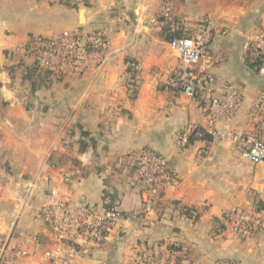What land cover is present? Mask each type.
<instances>
[{
  "label": "crops",
  "instance_id": "crops-1",
  "mask_svg": "<svg viewBox=\"0 0 264 264\" xmlns=\"http://www.w3.org/2000/svg\"><path fill=\"white\" fill-rule=\"evenodd\" d=\"M164 2L0 0L1 248L45 240L39 214L62 199L121 212L106 240L75 264H139L160 243L179 246L182 264H264V229L237 233L227 219L231 210L264 204V162L222 137L255 126L264 0H175L177 26L214 23L208 71L220 88L235 85L244 96L235 117L214 124L216 136L205 101L166 89L181 62L165 39ZM77 27L107 32L105 64L61 76L39 70L27 42ZM198 127L210 139L189 141ZM142 149L163 155L179 179L150 212L129 160Z\"/></svg>",
  "mask_w": 264,
  "mask_h": 264
},
{
  "label": "built area",
  "instance_id": "built-area-1",
  "mask_svg": "<svg viewBox=\"0 0 264 264\" xmlns=\"http://www.w3.org/2000/svg\"><path fill=\"white\" fill-rule=\"evenodd\" d=\"M174 4L175 0H165L163 5V15L169 20L174 16ZM178 26L184 28L185 35L170 41L169 45L179 52L181 67L174 71L166 89L173 86L194 101H205L209 133L216 136L214 124L235 117L243 106L244 96L235 85L220 88L214 75L208 71L214 23L209 21L191 29L181 26L180 22ZM110 47L111 40L106 31H87L82 27L52 36H35L26 44L36 67L54 76L80 73L105 64ZM255 53L260 59L257 73L264 78V39L257 42ZM127 66L136 68L134 63H127ZM156 80L154 76L152 81ZM255 113L252 132L234 130L222 137L229 139L252 162L259 163L264 162V94L255 104ZM129 160L146 194L143 210L155 211L162 204L164 190L178 186L176 173L163 155L149 149L139 150ZM39 215L47 228L45 240L36 242L33 248L0 246L3 264H75L89 247L98 246L106 240L121 212L114 206L86 210L56 199L45 205ZM227 219L234 232L251 233L264 229V208L233 210L227 214ZM177 254L176 250L160 244L156 252L145 255L140 264H176Z\"/></svg>",
  "mask_w": 264,
  "mask_h": 264
},
{
  "label": "trees",
  "instance_id": "trees-1",
  "mask_svg": "<svg viewBox=\"0 0 264 264\" xmlns=\"http://www.w3.org/2000/svg\"><path fill=\"white\" fill-rule=\"evenodd\" d=\"M161 19H162V21H163V23H164V34H165V39L167 40V41H172V40H174V39H176V38H181V37H183L185 34H184V28H182V27H177L176 26V23H177V21H178V19L176 18V17H172V19L171 20H169V19H167V18H165V16L164 15H162L161 16ZM129 63H134L135 64V62H132V61H130ZM255 64H259L260 63V59L259 58H257V60H255V62H254ZM131 69V68H130ZM132 69H134L133 67H132ZM196 138H200V139H203V138H205V139H210V136L206 133V131L203 129V128H200V127H198V128H196L192 133H191V135H190V137H189V141H193V140H195ZM255 206L257 207V208H264V204H262L260 201L259 202H256L255 203ZM160 245V244H159ZM169 248H172V249H174V250H179L180 251V247L179 246H169ZM156 249H157V247H152V248H150L149 249V251H156ZM169 255V254H168ZM142 261V260H141ZM175 261H176V264H182V260H181V258H178L177 256H176V259H175ZM141 263V262H140ZM139 263V264H140Z\"/></svg>",
  "mask_w": 264,
  "mask_h": 264
},
{
  "label": "rangeland",
  "instance_id": "rangeland-1",
  "mask_svg": "<svg viewBox=\"0 0 264 264\" xmlns=\"http://www.w3.org/2000/svg\"><path fill=\"white\" fill-rule=\"evenodd\" d=\"M143 204H144V203H143ZM237 209H240V208H236V209H234V210H237ZM231 211H233V210H231ZM231 211H230V212H231ZM230 212H229V213H230ZM229 213H228V214H229ZM160 244H161V243H160ZM158 245H159V244H158ZM155 252H156V251H155ZM155 252H154V251H148V252L146 251L145 254H146V256H149V255H151V254H153V253H155Z\"/></svg>",
  "mask_w": 264,
  "mask_h": 264
},
{
  "label": "water",
  "instance_id": "water-1",
  "mask_svg": "<svg viewBox=\"0 0 264 264\" xmlns=\"http://www.w3.org/2000/svg\"><path fill=\"white\" fill-rule=\"evenodd\" d=\"M82 13H84V10H82Z\"/></svg>",
  "mask_w": 264,
  "mask_h": 264
}]
</instances>
